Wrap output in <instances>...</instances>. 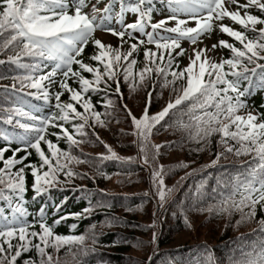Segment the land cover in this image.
<instances>
[{"label": "snow or ice", "instance_id": "snow-or-ice-1", "mask_svg": "<svg viewBox=\"0 0 264 264\" xmlns=\"http://www.w3.org/2000/svg\"><path fill=\"white\" fill-rule=\"evenodd\" d=\"M99 3L0 0V66H4L0 80L12 81L0 85V264H67L62 257L69 254L73 264H86L82 258L94 251L86 241L95 244L97 234H58L54 228L69 215L83 218L95 207H110L107 194L98 189L104 195L93 203V192L76 186L73 190L81 191L89 206L64 215H59L61 204L48 201L53 189L63 190L74 178H87L76 165L86 163L96 174L105 175L100 170L104 160L133 159L119 157L95 130L107 127L117 111L130 118L140 159L151 168L152 194L160 207L173 189L164 183L166 170L157 160L162 145L152 143L154 132L179 131L177 143H194L197 152L209 148L215 139L214 158L204 168L215 167L229 156L246 158L238 160L242 167L234 175H217L214 186L211 173L205 174L189 187L187 203L180 201L177 211L188 227L189 213L208 212L229 220L238 213L237 225H256L253 234L258 238L244 245L250 250H241L239 258L221 260L203 245L198 246L199 259H165L161 264H264V111L247 103L253 90L264 91V0H107L97 7ZM129 13L132 16L126 19ZM225 18L240 29L224 23ZM97 30L117 37L119 44L102 42L94 35ZM214 30L233 42L204 43ZM182 40L195 47L181 67L178 57L186 51ZM89 44L94 51L86 62L82 53ZM145 44L154 47L142 48ZM141 50L143 58L137 66ZM121 80L129 92L144 89L138 114L124 103ZM164 89H168L167 100L159 111L150 113L153 96H161ZM64 92L66 101L61 100ZM92 94L101 97L96 104L102 111L93 104ZM49 127L59 131L49 132ZM61 138L67 148L58 146ZM89 142L103 144L107 154L84 153L80 145ZM6 151L11 154L5 156ZM33 151L36 162L28 159ZM18 152L22 155L17 156ZM29 189L32 203L37 198L45 201L35 212L29 210ZM49 208L56 214L51 223L47 222ZM113 222L121 221L112 217L109 223ZM155 241L153 233L150 243ZM144 244L135 242V246ZM155 255L154 248L145 261L130 258V264H156Z\"/></svg>", "mask_w": 264, "mask_h": 264}, {"label": "trees", "instance_id": "trees-1", "mask_svg": "<svg viewBox=\"0 0 264 264\" xmlns=\"http://www.w3.org/2000/svg\"><path fill=\"white\" fill-rule=\"evenodd\" d=\"M253 14L260 15L257 10ZM93 51L91 44L87 46L84 53L86 62L88 57L93 55ZM0 58L3 57L0 56ZM142 58L143 51L141 50L137 54V66L140 65ZM3 70L4 66H0V71ZM82 74L87 78H91L90 73L83 72ZM68 82L72 87L78 88V85L74 84L72 80ZM11 83L10 79L0 80V85ZM121 90L124 94V103L133 110L134 114H138L144 102V89L129 92V89L121 80ZM167 97L168 89H164L159 97L154 95L149 108L150 113L159 111ZM91 99L97 109L102 111L100 105L96 104V101L100 100L101 97L92 94ZM61 100H68L67 92L61 95ZM247 103L256 111H264V107H261L264 105V91L253 90L252 95L247 97ZM77 108L82 111V109H79V105H77ZM114 116L116 118L107 127H98L95 130L119 157H132L133 159L131 161L104 160L100 165V170L105 175L96 174L94 168H90L86 163L76 165L77 170L87 173V178H74L72 183L63 187V190L53 189L52 197L48 201L49 205L53 202L61 204L59 215H64L65 213L80 212L89 206V199H86L78 189L73 190L76 186L83 185L92 191L93 195L90 199L93 203L96 202L98 195H104L98 193V189H103L107 194V203L111 205L110 207H95L90 215H85L83 218L69 215L54 228V231L58 234L78 235L84 234L86 231L97 234L95 244H92L91 240L86 241L94 249L82 258L86 264H130V258L145 261L149 255H152L154 248L156 249V255L153 259L156 264H161V261L165 259H187L193 256L199 259L201 255L198 252V246L203 245H207L214 255L221 260L233 255L239 258L241 250L244 252L250 250L244 245L258 238L253 234L256 225L247 222L237 225L238 213L234 214L231 220L226 216L209 214L208 212L189 213L191 227H188L177 211L180 201L187 203L185 196L189 187L198 183L205 174L211 173L213 178L210 180V184L214 186L217 175H234L242 167L238 160L246 158L229 156L227 160L222 159L215 167L204 168L203 166L210 164V161L214 158L215 139H213L209 148L197 152L194 149L198 145L194 143H185L183 146L177 143L181 140L182 135L179 131H174L172 128H163L159 133L154 132L151 137L152 143L162 145L157 160L166 170L164 183L168 188L173 189L167 202L163 207H160L158 199L152 194L151 168L143 164L140 159V151L135 143L137 138L133 135L130 118L126 117L123 111H117ZM65 127H69V125L66 124ZM48 131L58 132L59 129L49 127ZM49 139L56 141L55 136H49ZM92 140L94 141V138ZM166 144L174 146L164 147L163 145ZM58 146L67 148L63 138L60 139ZM42 147L46 148L43 144ZM80 148L84 153L92 156L97 153L107 154L104 145L100 143L89 142L81 144ZM77 153L78 150H74V154ZM10 154V152H5V156ZM20 155L22 153L18 152L17 156ZM28 159L33 162L38 161L34 151ZM183 165H187V167ZM193 169L197 171L193 173ZM31 179V176L28 175L27 180L29 183ZM208 191L211 193V188ZM31 195L32 192L29 189L27 193L29 210L35 212L45 201L37 198V201L32 203L30 200ZM49 213L47 222L51 223L56 214L51 212V208H49ZM174 213L176 214L174 215ZM259 215L258 213L257 219ZM112 217L119 218L121 222L109 223ZM29 219L31 220L32 217L29 216ZM73 224L76 225L75 228L70 227ZM153 233L156 235L154 245L150 243ZM242 236L246 237L247 240L239 241L238 238ZM122 240L127 242L123 243ZM136 241H144L145 244L135 246ZM64 251L65 249L62 248L61 253H64ZM177 252L180 254L179 257L175 256ZM165 253L169 254L168 257H165ZM62 258L67 261V264H73L71 254Z\"/></svg>", "mask_w": 264, "mask_h": 264}, {"label": "rangeland", "instance_id": "rangeland-1", "mask_svg": "<svg viewBox=\"0 0 264 264\" xmlns=\"http://www.w3.org/2000/svg\"><path fill=\"white\" fill-rule=\"evenodd\" d=\"M242 2H244V0H242ZM227 21H229L227 18H225ZM219 38V32L214 30L213 33L210 35V36H207L205 37V40H204V43L210 45L214 42L217 41V39ZM184 47H189L188 51L192 48V47H195V45H190L189 43L185 44ZM188 51H186V56L184 58V61H186V63L188 62L187 61V54H188ZM223 54V53H222ZM185 63V64H186Z\"/></svg>", "mask_w": 264, "mask_h": 264}]
</instances>
